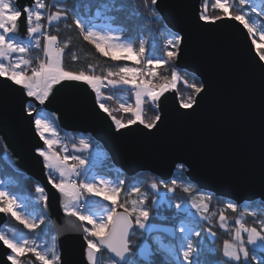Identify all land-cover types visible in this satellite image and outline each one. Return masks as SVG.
Here are the masks:
<instances>
[{
	"label": "snow or ice",
	"instance_id": "snow-or-ice-1",
	"mask_svg": "<svg viewBox=\"0 0 264 264\" xmlns=\"http://www.w3.org/2000/svg\"><path fill=\"white\" fill-rule=\"evenodd\" d=\"M151 5L156 6L157 0H151ZM145 7L151 16H159L155 7H148L147 0H145ZM212 7L222 10L223 15L210 17L207 15V3H205L199 14L201 21L216 23L224 18L234 20L242 25L249 37L253 38V44L256 43L257 33L260 39L264 40V0L260 4H257L256 0H239V10L233 9L230 0H215ZM53 8L55 5L48 4L46 0H29V3L23 6L19 5L18 0H0V86L21 89L23 95L39 105H45L54 90L73 89L83 84L95 94L99 109L111 118L118 131L137 123L148 130L155 128L161 116L157 114L152 119L146 120L144 105L150 102L155 106L164 93L169 90L179 91L177 84L182 77L176 70L171 71L170 81L167 76H164L162 79L165 83L159 85L153 84L151 79H144L145 75L161 78L154 67L145 69L117 65L115 71L108 69L105 76L84 70H69L64 66L63 57L65 50L70 47L71 38L60 40L57 35L52 34L50 29L55 27V30L59 32V23L66 21L71 11L72 23L79 30V35L83 40L92 44L104 56H108L111 52L128 54L112 55L113 61L133 59L138 65H150L154 62L168 64L175 61L177 51L174 49L181 45L182 37L175 35L167 40L165 46L167 60L156 59L145 55L146 47L143 40L136 49L132 42H122L119 34L111 30L103 31L97 26L88 24L77 14L75 8L52 10ZM123 8V4L116 7L114 0L111 6L108 0H101L100 6L96 9V15L115 22L117 18L109 13L122 11ZM253 13L254 17L251 15ZM136 15H139L138 11ZM22 25L24 35L20 34ZM71 26L65 23L66 28H71ZM34 48L42 50L43 58L32 57ZM71 59L73 61L78 59L75 52L72 53ZM260 60L264 61V54H260ZM258 71L264 75V67H258ZM184 85L187 89H191V92L187 96L180 97L179 106L182 109H191L194 105H198L197 96L204 91V86L194 82L189 83L186 79ZM107 86H130L132 88L135 105L120 103L119 107L121 112L130 113L126 122L114 116L113 110L105 103L106 100L113 99L112 96L104 95L102 92V89ZM25 111L29 117H32L31 123L35 133L43 142V147H38L36 153L43 160L48 183L61 194V207L65 215L69 218L75 217L77 221H80L79 224L72 220L66 221L67 230L83 234L87 264H100V257L105 252L112 258L111 264H201L202 234L195 228L185 227L183 223L179 226L180 235L177 236L175 231L171 232L169 243L165 244L161 239L155 251L151 246L145 247L143 241L134 243L132 237L136 229H140L143 235L151 227L149 221L152 218L150 217L152 209L147 206L148 194L143 192L138 185L131 186L130 191L125 192L122 179L119 183H114L103 177L97 178L95 175L89 177V168L85 167L90 163L89 161L74 154L62 156L60 153L66 151L63 147L60 148V152H57L56 147L61 144V140L50 114L44 109H37L34 105H30ZM80 145L82 149L88 148V144L83 139L80 140ZM82 149H77V151ZM69 160L73 163L69 164ZM7 162L10 163V158ZM161 186L168 193H175L176 189L180 188L190 198L188 201L177 203L176 208L187 211L186 204L190 203L191 208L195 209L194 222L195 217L199 216L200 220L211 224L213 216L217 215V213L210 212L213 199L210 194L194 195L192 187L179 184L175 179L171 184L161 185L155 182L150 184L154 192ZM35 193L39 201L46 204L48 196L45 188L38 185L35 187ZM88 197H99L100 200L110 202L111 207L97 200H90L89 205H97L100 211H82L81 201L87 200ZM152 203L157 205L158 201L153 200ZM26 207L27 205L21 198L9 190L3 181H0V213L10 215L23 225L24 229L35 232L45 221L32 218L24 211ZM238 208L237 203L227 202L218 213L219 228L231 233V238L224 240L220 249L221 260L218 264H264V219H254L252 225H248L244 220L245 216L253 218L258 215L264 216V212L258 213L255 210L240 212L239 217L234 220V227H229L226 211L231 210L237 213ZM206 231L212 238L217 236L211 227ZM59 234L53 235L51 244L44 247L38 245L35 240L27 238L22 230L17 231L10 228L8 231H0V244L10 250L5 254L10 264H26L23 258L29 253L40 264H63L61 254L57 250ZM193 236L201 239L194 242ZM157 253L163 255L162 261L154 259ZM27 264H33L31 259L27 260Z\"/></svg>",
	"mask_w": 264,
	"mask_h": 264
},
{
	"label": "water",
	"instance_id": "water-1",
	"mask_svg": "<svg viewBox=\"0 0 264 264\" xmlns=\"http://www.w3.org/2000/svg\"><path fill=\"white\" fill-rule=\"evenodd\" d=\"M18 2L23 6L29 0ZM153 7L165 28L182 37L175 68L194 76L204 91L191 109L180 108L176 90L164 93L156 104L161 120L152 130L137 123L118 131L83 84L54 90L45 105L23 95L21 89L0 86L5 159L45 188L48 200L43 211L53 234L60 233L57 250L63 264H87L86 245L82 233L67 230L66 221H80L65 215L61 194L48 183L43 160L36 153L43 142L25 111L29 104L44 109L63 132L90 136L128 178L149 173L166 183L182 166L187 181L201 192L238 206L264 205V75L258 71L264 61L251 37L234 20L201 21V0H157ZM20 34L24 35L23 25ZM6 221L0 213V227ZM9 251L0 244V264H10L5 258Z\"/></svg>",
	"mask_w": 264,
	"mask_h": 264
},
{
	"label": "trees",
	"instance_id": "trees-1",
	"mask_svg": "<svg viewBox=\"0 0 264 264\" xmlns=\"http://www.w3.org/2000/svg\"><path fill=\"white\" fill-rule=\"evenodd\" d=\"M110 6L113 4V0H108ZM262 0H256L257 4H260ZM207 3V15L216 16L223 15V12L219 9H214L212 5L214 4L213 0H201V7ZM230 3L233 4L234 10H239V0H230ZM101 0H54L53 5L55 8L76 9L77 14L84 18L87 23L96 22L101 25H105L109 28L119 30L121 36L126 41H130L134 44L136 49L139 48V43L141 40L145 41L146 53L151 54V56L156 57L157 59H161L164 57V42L167 36H172V34L165 28L162 21L159 17L151 16L145 7V0H114V5L119 7L123 4L124 8L122 11H114L109 13L116 17L115 22H110L104 19L103 16L98 17V19H94L96 15V9L100 6ZM148 7H153L151 5V0H147ZM53 8L52 10H55ZM138 11L139 15H136ZM253 16V15H252ZM254 17V16H253ZM73 16L72 12L69 11V15L66 21H62L59 23V32L55 30V27L51 28V32L54 35H57L60 40H65L71 38V44L68 49L65 50V55L63 57V63L66 69L73 71L84 70L85 72H91L92 74L105 76L107 74L108 69L116 70L117 65H128V63L124 61H113L111 59H107L99 55L96 49L89 44L87 41L83 40V38L79 35V30L72 23ZM65 23L72 25L71 28H66ZM75 52L78 56L76 61L71 59L72 53ZM36 56L42 57V50L33 49L32 57ZM91 65V68H89ZM176 70L179 75L182 77L181 81L177 84V88L179 91H176L178 94V98L180 101V97L187 96L191 89H187L184 85V80L186 79L189 83L200 84L199 81L192 75L187 74L185 72H181L175 68L174 61L169 62L168 64H164L158 66L156 71L158 73L157 77H148L151 79L153 84L159 85L165 83L162 77L167 76L170 81L171 71ZM121 91H130L128 88L117 86H107V88H103L102 92L104 95H110L113 97L112 100H106L105 103L113 110V115L118 119H123L125 122L130 117V113H123L119 109L116 108L117 104V96L121 94ZM131 94V103L133 106L135 105V96L133 91ZM30 105H28L29 107ZM27 107V108H28ZM156 105H151V103H146L144 105V118L146 120L152 119L155 115H157ZM58 132L61 136H66L71 143V151L73 148H76L73 142L79 137L83 136L80 134H72L66 133L58 129ZM72 136V137H71ZM87 140L88 148L91 149H99L104 154V160L101 165L97 168L93 169L98 175L110 177L112 181L115 183H119L122 179L124 180V190L125 192L130 191L131 186H140L143 192L148 194L147 206L152 209L150 214V225L151 227L141 235V230L136 229L135 235L132 237L134 243L138 241H143L144 245L151 246L153 250H156L154 245L155 238H160L166 243L170 241V233L175 231L177 235V228L181 223H186L191 225L193 228L199 230L202 234L203 241L201 243L202 253L200 256L201 264H218L221 260L220 249L222 248L224 240L231 238L230 231H225L219 228L218 225V213L224 208L225 204L229 201L215 198L213 197L210 205V212L217 213L216 216H213L212 223L209 224L208 221H192L185 217V215L180 214L176 211L175 206L177 203H182L184 201L190 200L188 196L180 189L177 188L175 193H168L166 189L161 186L157 191H153L150 188V184L155 182L157 184H171L173 179H175L179 184H183L185 186H190L194 189V195H198L200 193H204L199 191L195 186L191 185L185 175V169L182 166H178L172 176V178L166 182H161L158 178L154 177L149 173H140L133 178L126 177L123 173L117 172L116 170H112L113 166L107 154L104 152L102 147L94 141L90 136H84ZM82 148V147H80ZM6 152L3 147L2 142L0 141V177L4 181L5 185L12 192L16 193L19 197H24L26 199H30L35 197V187L39 184L35 182L33 179L27 177L25 174L16 171L9 165V163L5 159ZM112 170V171H110ZM93 172H88L89 177L93 176ZM40 186V185H39ZM207 194V193H204ZM134 198V197H133ZM157 200V205H153L152 201ZM87 201H81V206L84 210L97 212L99 207L97 205H88ZM246 206L251 208V210L263 208L264 205L261 202H253L247 203ZM28 207V206H27ZM39 216L45 221L44 225H48V233L52 234L51 227L49 226V220L44 214L43 207H39ZM242 211V206H239L238 212L233 213L231 210L226 211V215L228 216V224L229 227H234L235 218L239 217V214ZM258 218H262L261 216H257ZM254 219L251 216H245L244 220L248 225H252L254 223ZM8 224L12 226V228L17 231L24 230L14 223L13 221H8ZM211 227L213 231L217 233L215 238H212L208 235L206 229ZM25 234V232H24ZM178 236V235H177ZM201 238L196 237L194 240H200ZM214 250V251H210ZM108 258L106 253H103L100 257V264L102 260ZM26 261L31 259L33 264H39V261H36L34 257L29 254L27 257L23 258ZM157 260H163L164 257L157 253L154 257Z\"/></svg>",
	"mask_w": 264,
	"mask_h": 264
},
{
	"label": "rangeland",
	"instance_id": "rangeland-1",
	"mask_svg": "<svg viewBox=\"0 0 264 264\" xmlns=\"http://www.w3.org/2000/svg\"><path fill=\"white\" fill-rule=\"evenodd\" d=\"M215 2V0H213ZM220 10V9H219ZM222 11V10H221ZM223 12V11H222ZM253 16H255V14H251ZM108 30H111V32L113 33H117L120 35L121 37V41L122 42H129V41H126L125 39L122 38L121 36V33L119 30H116V29H112V28H109L108 27ZM175 35L172 34V36H167V38L165 39V42H164V47L166 46V43H167V40L170 39V38H173ZM251 39H253L251 37ZM255 40H256V43L254 44V47H255V50L258 52V54H264V40H261L260 39V36L259 34L257 33L256 36H255ZM146 46V45H145ZM175 51L177 49H174ZM112 55H128L126 53H119V52H111L109 55H108V58L111 59V56ZM147 55V54H145ZM147 56H151V54H148ZM151 57H154V56H151ZM156 58V57H155ZM138 59V57H137ZM157 59V58H156ZM162 60H167V56H166V51L164 50V57L161 58ZM112 60V59H111ZM117 61H124L126 63H128V66H131V67H143L145 69L147 68H156L158 66H161V65H164V64H156L155 62L153 64H144V65H138L136 64L135 60L133 59H128V60H117ZM148 77L147 75L144 76V79L145 80H148ZM122 87H125V88H128V90L130 91H121V94H119L117 96V104H116V108L119 109L120 107V103H124L125 105H128V104H131L133 105V103H131V94L130 92H132V88L130 86H122ZM107 88V87H105ZM31 105V104H29ZM28 107V106H27ZM59 133V132H58ZM59 137H60V140H61V144L58 145L56 147V150L57 152H60V148L63 147L66 149L65 152H61L60 154L62 156H71V155H76L78 157H82V158H85L87 161H89L90 163L86 164L85 167L89 168V172H93L94 170H92L91 168L95 169L97 168L99 165L102 164L103 160H104V154L99 150V149H82L80 147H76V148H73V150H69L68 147H67V142L64 141V138L63 136H61L59 134ZM72 137V136H71ZM77 149H82L80 151H77ZM96 151H98L99 153H97ZM73 163V161L69 160V164ZM113 166V165H112ZM112 170H116L117 172H119V170L115 169L113 167ZM110 170V171H112ZM89 175V173H88ZM93 175H95L97 178H100V177H103L107 180H111V178L108 176H102V175H98L96 174L95 172H93ZM80 178H83V177H80ZM78 178V179H80ZM0 181H3L0 177ZM4 182V181H3ZM114 182V181H112ZM115 183V182H114ZM5 184V183H4ZM21 200L28 206L26 208H24V211L28 214H30L32 216V218L36 219L37 221L41 220L42 218L39 216V207H43L44 206V202H41L39 201V198L37 196V194H35V197L33 198H30V199H26L24 197H20ZM90 200H97L99 201L101 204H105L107 205L108 207H111V204L110 202L108 201H103V200H100L99 197H88L87 200L85 201H90ZM89 205V204H88ZM242 206V211L245 212L247 210H251V208H249L248 206H246V203L241 205ZM186 208H187V211H185L184 209H177L176 206H175V209L177 212H179L180 214H183L185 215V217L189 220H193V214L195 213V209H192L191 208V204L188 203L186 204ZM81 210L82 211H85L84 208L81 206ZM258 209H255V211H257ZM100 209H98L97 212H99ZM86 212V211H85ZM259 213V211H257ZM6 216V215H5ZM7 217V221L6 223L0 227V231H8V229L12 228V226H10L8 224V221H13L14 223H16L17 225H19L25 232V235L27 236V238L29 239H32V240H35V242L38 244V245H43L44 247H48L50 244H51V237L54 235L53 234V231H52V234L48 233V225H44V224H41L40 228L37 229L35 232H29L27 229H24L23 228V225L19 224L15 219H13L10 215L6 216ZM259 219H264V218H258L256 217V220H259ZM195 221H203V220H200L199 216H196L195 217ZM185 225V227H188V228H193L191 225L189 224H186V223H183ZM181 225V224H180ZM49 226L51 227V225L49 224ZM88 227H91V225H88ZM52 230V229H51ZM9 234L11 235V233L9 232ZM177 235L179 236L180 235V232H179V227L177 228ZM193 238V241L195 242V236L192 237ZM161 242V239L160 238H155L154 240V245L157 249L159 243ZM163 243L165 244H168L169 242H165L163 241ZM145 247H148L147 245H144ZM30 254V253H29ZM28 254V255H29ZM162 255V254H161ZM163 256V255H162ZM40 264V262H39ZM101 264H111V258L108 256V258H105V260H102Z\"/></svg>",
	"mask_w": 264,
	"mask_h": 264
},
{
	"label": "built area",
	"instance_id": "built-area-1",
	"mask_svg": "<svg viewBox=\"0 0 264 264\" xmlns=\"http://www.w3.org/2000/svg\"><path fill=\"white\" fill-rule=\"evenodd\" d=\"M46 2H47L48 4H50V5H53L54 0H46ZM45 11H47V10H45ZM94 19H98L97 15L94 16ZM88 24H91V25L97 26L99 29H102L103 31H109V30H108V27L105 26V25H101V24H98V23H96V22L88 23ZM91 45H92V44H91ZM92 46H93V45H92ZM93 47H94V46H93ZM94 48H95V47H94ZM34 49H35V48H34ZM95 49H96V48H95ZM96 51H97V50H96ZM97 52H98V51H97ZM98 53H99V55H101L102 57L108 59V56H104V55H102L100 52H98ZM50 118H51V120L53 121L55 127H56L57 129H59V127H58L56 121H55L51 116H50ZM59 130H61V129H59ZM61 131H62V130H61ZM63 138H64V141L67 142V147H68V149L71 150V147H70V144H69V143H71V142L69 141L68 138H66V136H63ZM81 139L85 140V142L87 143V140H86V138H85L84 136H79V137L73 142V144H75V145L78 146V147H82V146L80 145V140H81ZM96 152L99 153L98 151H96ZM99 154H100V153H99ZM262 212H264V210H263V208H260L259 213H262ZM261 217L264 218V216H261Z\"/></svg>",
	"mask_w": 264,
	"mask_h": 264
}]
</instances>
